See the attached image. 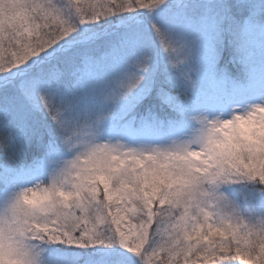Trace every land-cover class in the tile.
I'll use <instances>...</instances> for the list:
<instances>
[{
  "label": "snow or ice",
  "instance_id": "6c2138e0",
  "mask_svg": "<svg viewBox=\"0 0 264 264\" xmlns=\"http://www.w3.org/2000/svg\"><path fill=\"white\" fill-rule=\"evenodd\" d=\"M0 264H264V0H0Z\"/></svg>",
  "mask_w": 264,
  "mask_h": 264
}]
</instances>
